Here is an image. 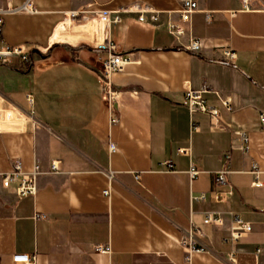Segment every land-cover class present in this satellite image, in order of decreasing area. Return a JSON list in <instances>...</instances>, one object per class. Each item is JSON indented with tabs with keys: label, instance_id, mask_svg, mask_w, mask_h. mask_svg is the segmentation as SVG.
<instances>
[{
	"label": "crops",
	"instance_id": "crops-1",
	"mask_svg": "<svg viewBox=\"0 0 264 264\" xmlns=\"http://www.w3.org/2000/svg\"><path fill=\"white\" fill-rule=\"evenodd\" d=\"M26 1L0 0V8ZM248 1L197 0L187 22L181 0H30L32 10L5 15L0 48L23 47L32 62H0V173L20 161L40 174L35 196L0 185V264H18L17 253L36 264H264V0ZM136 5L159 11V21L126 10ZM171 24L185 33L171 34ZM193 39L200 52L186 49ZM225 48L236 52L232 62L222 60ZM110 50L131 62L111 75L108 100L101 72ZM205 85L222 125L195 113L192 129L185 90ZM207 211L221 222L205 223ZM234 215L252 231L231 241ZM190 233L203 251L182 245Z\"/></svg>",
	"mask_w": 264,
	"mask_h": 264
},
{
	"label": "built area",
	"instance_id": "built-area-1",
	"mask_svg": "<svg viewBox=\"0 0 264 264\" xmlns=\"http://www.w3.org/2000/svg\"><path fill=\"white\" fill-rule=\"evenodd\" d=\"M182 8L180 10V18L182 21L187 22L190 21L192 14L198 10V2L197 0H181ZM246 8H248L249 1L243 0ZM30 11L32 10L30 0H27L26 3L19 8L14 7H6L0 8V42L2 40V32L3 26L5 22V15L8 13H12L15 11ZM127 11H134L139 13L138 19L141 22L150 21L152 23H156L159 21L160 12L154 10L152 8L136 5L134 7H130L126 9ZM211 12H207V18L210 19ZM119 17L116 16L115 20H118ZM169 32L176 37L181 36L185 33L184 27L179 24H171L169 26ZM202 48V43L199 39L191 40L190 44L186 47L187 50L192 52H200ZM11 56H18L25 62H32V54L29 50L19 47V46H9L4 45L0 48V62L6 61ZM237 57L236 52L231 48H225L222 50V60L226 62H232ZM131 62L130 56H125L122 53L115 52L110 50L103 61L102 72H101V80L103 82V95L109 100L115 94V89L113 88V84L111 82V75L115 72L123 71L125 65ZM210 88L208 85H205L202 89L195 90L191 87H188L185 90V98L183 104L188 108L191 115V126L192 129H196L194 114L195 113H206L211 116V123L214 126H221L222 120L220 116V110L215 106L210 105L204 97L205 93H208ZM28 100L33 101L32 94H28ZM223 104L231 109L230 101L225 99L222 101ZM260 123L264 131V113L260 114ZM115 120V119H113ZM241 139L244 143H246L245 149H248L249 145V137L245 133L241 134ZM109 149L111 151L116 150V144L112 141L109 142ZM179 151L181 153H190L191 150L188 147L180 148ZM229 153L225 154V157L228 158ZM167 164L172 167L171 161H168ZM60 170L59 161H52L51 163V171L57 172ZM192 178H195L200 171L194 166L191 165L189 170ZM228 170L226 168L220 170L215 178L216 187L221 190L228 184L227 179ZM257 173V172H255ZM40 174V166L35 165V167L31 171H23L22 165L20 161L15 163L14 169L9 172L0 173V185L9 188L13 183H17L16 186V194L20 197H28L35 196L38 191V175ZM263 183L258 179L254 182V185L260 186ZM109 190H105V194H109ZM227 193L232 194V190H228ZM215 198L217 200L222 199V195L215 192ZM205 194H193L192 201L204 200ZM37 218L46 217L44 214H37ZM205 223H220L221 217L218 212L215 211H207L205 219ZM252 231V224L250 222L244 221L238 215H234L232 219V225L229 229L230 232V240L236 241L241 238L243 235L250 233ZM194 242V238L192 233L189 234L188 238H183L181 243L183 246H186L188 251H203V248H196L192 244ZM97 249L104 253H109L111 251L110 245H98ZM261 249H258L260 252ZM233 261L235 258L231 257ZM13 261L18 264H36V256L28 253H17L13 255Z\"/></svg>",
	"mask_w": 264,
	"mask_h": 264
},
{
	"label": "bare ground",
	"instance_id": "bare-ground-1",
	"mask_svg": "<svg viewBox=\"0 0 264 264\" xmlns=\"http://www.w3.org/2000/svg\"><path fill=\"white\" fill-rule=\"evenodd\" d=\"M77 14L78 13H76V14H70L68 17H75V16H77Z\"/></svg>",
	"mask_w": 264,
	"mask_h": 264
},
{
	"label": "rangeland",
	"instance_id": "rangeland-1",
	"mask_svg": "<svg viewBox=\"0 0 264 264\" xmlns=\"http://www.w3.org/2000/svg\"><path fill=\"white\" fill-rule=\"evenodd\" d=\"M83 45H84V44H83ZM83 45H81V46H83ZM86 46L91 47V48L98 49L97 47H93V46H90V45H86Z\"/></svg>",
	"mask_w": 264,
	"mask_h": 264
},
{
	"label": "water",
	"instance_id": "water-1",
	"mask_svg": "<svg viewBox=\"0 0 264 264\" xmlns=\"http://www.w3.org/2000/svg\"><path fill=\"white\" fill-rule=\"evenodd\" d=\"M96 50L99 51V52L101 51V50H99V49H96Z\"/></svg>",
	"mask_w": 264,
	"mask_h": 264
}]
</instances>
